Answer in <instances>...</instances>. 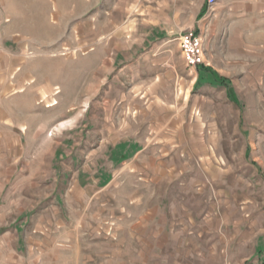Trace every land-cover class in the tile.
Here are the masks:
<instances>
[{
	"label": "rangeland",
	"instance_id": "rangeland-1",
	"mask_svg": "<svg viewBox=\"0 0 264 264\" xmlns=\"http://www.w3.org/2000/svg\"><path fill=\"white\" fill-rule=\"evenodd\" d=\"M87 1L83 6L77 0L78 13L88 9L77 15L78 45L66 47L70 31L63 32L61 47L16 52L21 59H33V66L28 68L32 75L18 87L23 92L16 94L17 101L2 100L6 131L0 132V144L10 146L7 158L13 150L18 161L0 195V264H248L254 242L264 240V25L251 21L264 16V0L255 2L253 11L238 5L235 19L246 25L234 45L226 30L203 31L195 25L181 34L196 32L204 63L232 80L240 104L214 78L198 77L197 66L187 64L175 26L190 22L189 9L176 16L174 8L173 22L163 15L151 23L142 21L140 12L125 19L118 0H108V7L107 0ZM155 33L160 38L153 40L150 34ZM165 48L175 69L161 55H147ZM133 63L139 80L127 71ZM18 68L16 73H21L25 66ZM45 75L49 92L36 81ZM138 82L141 92H131L143 101L140 109L148 113L157 104L164 109L158 129L163 137L155 135L153 122L145 116L150 137L144 139L146 149L155 144V150L150 147L134 161L115 164L113 170L119 172L103 189L93 184L88 192H72L77 170L95 169L96 151L108 156V149L99 150L109 145L108 122H122L134 111L119 104ZM154 84H160L156 93ZM32 90L35 97H26ZM143 118L134 123V133L145 123ZM36 157L39 173L32 175L27 169ZM143 162L146 172L128 167ZM163 165L167 171L174 168L187 206L196 202L202 214L207 238L196 255L186 248L194 230L177 234L182 240L170 249L154 248L148 232H130L136 222L130 215L135 200L129 199L137 189L134 182L149 178L154 187L167 173ZM83 173L84 178L94 175ZM152 188L142 186L143 204L134 213L160 205L159 194L149 197ZM189 193L199 199L190 200ZM182 213L177 221L188 224L189 210ZM165 236L157 234V239L164 241ZM216 238V247H211Z\"/></svg>",
	"mask_w": 264,
	"mask_h": 264
},
{
	"label": "crops",
	"instance_id": "crops-1",
	"mask_svg": "<svg viewBox=\"0 0 264 264\" xmlns=\"http://www.w3.org/2000/svg\"><path fill=\"white\" fill-rule=\"evenodd\" d=\"M258 1L262 0H217L212 6L208 5V0H118L116 4L117 9H121L120 14L122 13L125 15V19L131 18L132 15L135 16V13L140 12L142 21H145L146 19L151 23L154 21L157 22L158 17H162L163 15H165L169 22H173L172 11L174 8L176 16L178 15V11L189 9L192 15L190 22L181 23L178 24V26H175L178 29L180 28V35L182 34L183 30L193 29L192 27L195 25L198 28L197 25H199L203 31H210V28L214 29L215 31H230L229 42L231 45H234L236 42L238 43V39L240 38H238V35H240V29L246 25V21L242 20L239 23L235 19L238 5L241 4L245 7L247 5L248 9L253 11L256 8L252 5ZM82 2L83 6L85 4L87 5L88 3L87 0H82ZM105 5L108 7V0L106 1ZM77 8V0H0V132L6 131L4 127V111L2 100L7 99L6 102L8 103L10 98L15 99L18 92H23V88L18 90V87L25 83L27 80L26 76L30 74L32 75V73L28 71V68L33 66V59L25 57L24 59H21V57L17 55L16 52L39 49H55L56 47H61L63 42V32L70 31L72 32L70 33V39L66 40V47L78 45L79 42L77 38V30L79 29V25L77 15L85 14L88 9L85 7V9L78 13ZM254 20L259 21L261 25H264V16L258 18L256 17L251 21L254 23ZM84 27L89 28L88 22H85ZM92 27L93 25L91 28ZM197 31H199V29H197ZM150 35H152L151 38H153V40L160 38L159 34L157 33ZM163 35L165 36L166 33H163ZM151 38L148 37L149 40ZM87 43L95 44L94 41L92 43L87 41ZM105 43L106 40L104 39L103 44L105 45ZM169 53H171L170 50L165 48L161 51L150 50L147 52V55L150 54L151 57H158L161 55L160 57L165 58L164 60L166 65H169V67L175 69L177 64H173L169 59H166V57L170 56ZM24 66L25 69L23 72L16 73V68ZM127 71L128 73L130 72L132 76L137 77V80L140 79V71L135 70L134 63L132 66L127 67ZM157 74L159 73H156V75ZM197 74L199 75L198 77L201 78H214V82L218 84L219 82L217 81L216 77H223L228 80V83L233 88L232 80L228 76L226 77L222 74H219V72L213 66H209V64L203 63L198 65ZM159 76L160 75H157L155 82L158 81ZM42 78L43 79L40 78V81H36L38 83L41 82L39 86L42 87V90L49 92L50 82L47 79L48 76L45 75ZM155 85L156 84H154V86ZM159 87L160 84L155 86L153 91L156 93ZM223 87L227 90L228 98L234 102L228 94V89L225 86ZM141 88L142 83L138 82L129 92L123 91L125 94H123V99L119 104L120 107H118L125 108V106L128 104L135 108H133L134 111H129L130 114L128 112L127 116L122 122H108L107 139L109 141V145L99 146V150L108 149V156L105 154L106 152L102 154L96 151L94 154V161H92L93 167H95V169H90L89 172L85 170L84 166L80 167L82 170L78 169L72 178V180H74V183L71 184L70 189L72 192L80 193L84 189H86L88 192L89 187L93 184L101 186L100 188L103 189L110 180L113 181L115 172H119L117 170H113L115 164L131 159L134 161L137 156H144V152H147L146 150H148L150 147L152 148L150 151L155 150V144H152V146L146 149V142H144V139H150V137H148V127L147 122H145V116H148V120L153 122L155 135H157V137H163V135H158V129L161 127L163 123L162 121L164 120V116L160 115L164 109L161 104H157L160 106L158 109H152V111L150 110L148 113L146 110L140 109L143 101L141 98H134L139 96H133L131 91L136 89L138 92ZM149 89L152 90L151 85H149ZM33 92V90L30 91V94L26 95V97H35ZM3 93H9L10 97L4 98V96H2ZM156 96L158 99H160V102H162L160 96ZM12 99L11 102L14 101ZM15 101H17V98ZM234 103L237 104L236 102ZM142 117H144L143 122L145 123L140 124V131L134 133V123L140 122V118ZM21 126H23V130H25L26 126ZM28 128L30 129V127ZM129 133L130 135H128ZM35 141L38 142L37 139ZM6 149L10 150V146L7 148L4 143L0 144V195H2L3 190L6 188L9 175H14L16 173L15 164L16 161H18L14 157L16 152L13 150H11L12 153L9 151L10 154L7 158ZM176 149L175 152L177 151ZM163 151H165V149H163ZM37 165L38 159L36 157L30 162V168L27 170L32 173V175H36L39 173ZM163 166L167 171L166 165ZM128 167H132L129 169L135 171L140 170L146 172L149 170L148 166L144 162L130 163L128 164ZM173 169L174 168H170V171H167L165 177L161 176L158 179L156 185L154 186L156 188L153 187L152 180L149 178H144L143 180H137V182H134L137 189L133 192L134 195H130L129 199L134 197L135 200V203H131L133 207L131 208L132 210L130 215L131 220L136 219V222L131 223L130 232H132L131 234L135 236L140 233L143 234L148 232L147 234L151 235V240L154 242V248H163L165 246L166 249H170L173 247L172 245L174 242L176 243L182 240V237L177 234L194 230V235H188L187 240L189 241L187 242L186 248L190 249L191 252L196 255L201 252L200 249L202 247L204 248L205 246L204 242L205 238L207 237H205L204 233L207 229H204L202 220L203 217L202 214H200L201 212L199 211V208H196V202L192 203V205L191 203H188L187 206V203L185 202V194H180L179 178ZM83 172H86L87 175L94 173L95 176L90 175V177L84 178ZM115 185L121 189L119 182H115ZM144 185L146 187H153L152 190L149 191L150 198H152L153 195H155L156 198L158 194L161 196L160 205H151L146 209H142V211L139 210L134 213L140 204H143L142 197L144 196V192L142 191V186ZM157 185L159 186V189L157 188ZM188 196L190 200H194L198 195L189 193ZM197 204L199 205V203ZM141 208H143V206ZM187 209L190 212L189 223H183V219L177 221L178 217L182 216V212ZM144 221L147 223H144ZM143 224L146 225V230L142 228V230L140 229L139 226L144 227ZM157 234L166 235L164 237V241H162L161 238L157 239ZM217 240V238L213 240L210 243V246L216 247V245L213 244H216ZM254 243L256 245L251 252V257L248 259V264H264V240L257 239Z\"/></svg>",
	"mask_w": 264,
	"mask_h": 264
},
{
	"label": "built area",
	"instance_id": "built-area-1",
	"mask_svg": "<svg viewBox=\"0 0 264 264\" xmlns=\"http://www.w3.org/2000/svg\"><path fill=\"white\" fill-rule=\"evenodd\" d=\"M217 0H208V5L212 6ZM184 58L190 67H195L205 62L203 58V43L196 32H188L180 37Z\"/></svg>",
	"mask_w": 264,
	"mask_h": 264
},
{
	"label": "trees",
	"instance_id": "trees-1",
	"mask_svg": "<svg viewBox=\"0 0 264 264\" xmlns=\"http://www.w3.org/2000/svg\"><path fill=\"white\" fill-rule=\"evenodd\" d=\"M217 81L219 82V84H221L222 86H225L228 89V94L230 96V98L236 102L237 104H239V100L238 97L235 93V90L230 86V84L228 83V80L225 78H221L219 76L216 77ZM242 119V118H241ZM242 124H243V119H242Z\"/></svg>",
	"mask_w": 264,
	"mask_h": 264
},
{
	"label": "bare ground",
	"instance_id": "bare-ground-1",
	"mask_svg": "<svg viewBox=\"0 0 264 264\" xmlns=\"http://www.w3.org/2000/svg\"><path fill=\"white\" fill-rule=\"evenodd\" d=\"M64 124H65V123H62V122H61L59 125H60V127H64V126H65ZM59 125H58V128H60Z\"/></svg>",
	"mask_w": 264,
	"mask_h": 264
}]
</instances>
